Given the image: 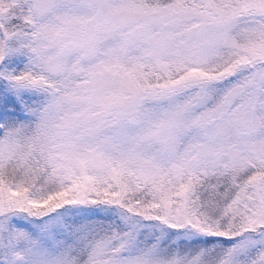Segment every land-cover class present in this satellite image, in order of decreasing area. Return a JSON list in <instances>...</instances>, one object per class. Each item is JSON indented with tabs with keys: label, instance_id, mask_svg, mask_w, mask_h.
<instances>
[{
	"label": "snow or ice",
	"instance_id": "obj_1",
	"mask_svg": "<svg viewBox=\"0 0 264 264\" xmlns=\"http://www.w3.org/2000/svg\"><path fill=\"white\" fill-rule=\"evenodd\" d=\"M0 264H264V0H0Z\"/></svg>",
	"mask_w": 264,
	"mask_h": 264
}]
</instances>
